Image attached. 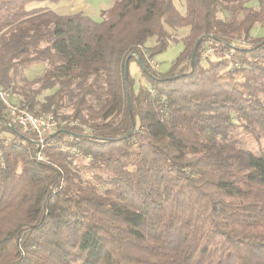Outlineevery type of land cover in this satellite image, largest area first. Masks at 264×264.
<instances>
[{"label": "trees", "instance_id": "1", "mask_svg": "<svg viewBox=\"0 0 264 264\" xmlns=\"http://www.w3.org/2000/svg\"><path fill=\"white\" fill-rule=\"evenodd\" d=\"M68 1L0 0V86L58 122L40 148L0 108V264H264V152L237 133L264 139V0H113L99 20L51 8Z\"/></svg>", "mask_w": 264, "mask_h": 264}, {"label": "rangeland", "instance_id": "2", "mask_svg": "<svg viewBox=\"0 0 264 264\" xmlns=\"http://www.w3.org/2000/svg\"><path fill=\"white\" fill-rule=\"evenodd\" d=\"M113 0H71L68 2H61L57 4L56 6H52L57 13L62 15H68L75 12H82L83 14H86L90 16L93 20H99L101 18V13L108 9ZM37 5H42V3H32L28 5V8H32ZM174 5L176 9L184 14L185 13V0H177L174 2ZM249 6L256 7V3L252 2L249 4ZM226 18V17H224ZM187 35L186 29H180L172 32L171 36L172 39H174L175 42L170 41L169 46L161 54L156 55L153 59H150L149 63L150 65L159 72L166 71L170 64L178 57V55L181 53L183 48V38ZM250 35L252 37H264V24L257 25L254 27ZM238 41V39H236ZM238 43H242V41H238ZM153 44V41L148 43L147 45L151 46ZM202 56L205 58H208V61H214L216 60L217 56L213 48L209 45H206L204 52L202 53ZM203 65H207V61H203ZM129 74L133 77L135 81V88L139 85L146 86L145 79L141 76L140 69L136 65L135 62H132L129 65ZM44 71V66L39 65H33L29 68L22 69L18 73L17 77V85L21 86L23 85V80L26 81H33L37 77H39L42 72ZM53 92V90L44 91L42 92L40 99H43L47 95H50ZM20 96L15 94L12 98L13 100H18ZM72 111L71 104L66 103L65 108L60 111V115H69ZM85 132H88V129L85 128ZM238 133V137L242 140L244 144V148L252 151L253 153H259L260 151L264 152V139H262L259 143H256L253 139L249 137H245L240 132ZM85 178L89 179V175H85Z\"/></svg>", "mask_w": 264, "mask_h": 264}, {"label": "built area", "instance_id": "3", "mask_svg": "<svg viewBox=\"0 0 264 264\" xmlns=\"http://www.w3.org/2000/svg\"><path fill=\"white\" fill-rule=\"evenodd\" d=\"M0 108L1 113L7 117L11 124L16 125L24 132L33 134L40 148L43 147L45 141L55 133L58 127V122L52 114L35 115L29 112L20 107L13 100L10 92L1 86ZM37 158L43 160L40 154L37 155Z\"/></svg>", "mask_w": 264, "mask_h": 264}, {"label": "water", "instance_id": "4", "mask_svg": "<svg viewBox=\"0 0 264 264\" xmlns=\"http://www.w3.org/2000/svg\"><path fill=\"white\" fill-rule=\"evenodd\" d=\"M196 48H197V44L195 45L194 50H193V53H192L191 64L193 63V59H194V56H195ZM126 63H127V61H126ZM124 73H125V76H126V74H127V67H126V65H125Z\"/></svg>", "mask_w": 264, "mask_h": 264}]
</instances>
